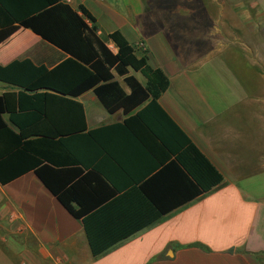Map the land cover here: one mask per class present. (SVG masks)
Segmentation results:
<instances>
[{"label":"crops","instance_id":"crops-1","mask_svg":"<svg viewBox=\"0 0 264 264\" xmlns=\"http://www.w3.org/2000/svg\"><path fill=\"white\" fill-rule=\"evenodd\" d=\"M73 0L97 20L98 34L119 30L170 79L159 99L193 142L223 174L212 191L161 217L95 257L81 220L74 218L34 172L0 183V264L21 249L29 264H264V71L237 52L246 72L226 59L225 10L217 0ZM157 5V6H155ZM89 22V21H88ZM91 25V23L89 22ZM113 52L114 43L109 42ZM31 60L49 73L29 94L68 97L91 71L32 30L15 25L0 32V65ZM138 80L147 79L131 69ZM124 89H130L117 77ZM20 89L0 82L4 120L19 113ZM89 130L124 123L93 90L77 99ZM86 100L90 102L89 107ZM118 149V148H114ZM142 168L133 171L139 175Z\"/></svg>","mask_w":264,"mask_h":264},{"label":"trees","instance_id":"trees-1","mask_svg":"<svg viewBox=\"0 0 264 264\" xmlns=\"http://www.w3.org/2000/svg\"><path fill=\"white\" fill-rule=\"evenodd\" d=\"M96 23L82 4L0 0V32L15 25L30 29L91 71L64 97L26 91L49 73L47 66L28 59L0 65V82L20 89L19 113L10 117L15 128L4 120L0 96V183L34 172L83 222L98 257L212 191L224 176L160 104L171 85L164 70L152 67L121 31L99 35ZM90 90L110 114L122 111L124 123L89 130L85 108L76 99ZM141 168L139 175L132 173Z\"/></svg>","mask_w":264,"mask_h":264},{"label":"rangeland","instance_id":"rangeland-1","mask_svg":"<svg viewBox=\"0 0 264 264\" xmlns=\"http://www.w3.org/2000/svg\"><path fill=\"white\" fill-rule=\"evenodd\" d=\"M217 10H225L224 33L226 37L227 52L234 51L227 56L228 65L235 73L243 74L245 71L238 55L239 51L245 58L254 62L260 70L264 71V0H217ZM172 0H158V7L170 6L176 8ZM187 7H193L194 0H185ZM157 6V5H155ZM89 107L90 102L86 100ZM21 249L9 252V264H29L27 257L22 256Z\"/></svg>","mask_w":264,"mask_h":264},{"label":"built area","instance_id":"built-area-1","mask_svg":"<svg viewBox=\"0 0 264 264\" xmlns=\"http://www.w3.org/2000/svg\"><path fill=\"white\" fill-rule=\"evenodd\" d=\"M65 3L72 5L73 4V0H64Z\"/></svg>","mask_w":264,"mask_h":264}]
</instances>
